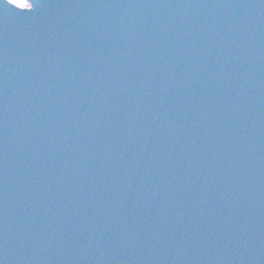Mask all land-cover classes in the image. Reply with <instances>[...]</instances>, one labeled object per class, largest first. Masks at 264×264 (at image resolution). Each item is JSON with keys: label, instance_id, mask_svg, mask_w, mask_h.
<instances>
[{"label": "water", "instance_id": "1", "mask_svg": "<svg viewBox=\"0 0 264 264\" xmlns=\"http://www.w3.org/2000/svg\"><path fill=\"white\" fill-rule=\"evenodd\" d=\"M0 0V264H264V0Z\"/></svg>", "mask_w": 264, "mask_h": 264}, {"label": "rangeland", "instance_id": "2", "mask_svg": "<svg viewBox=\"0 0 264 264\" xmlns=\"http://www.w3.org/2000/svg\"><path fill=\"white\" fill-rule=\"evenodd\" d=\"M8 1L20 8L27 6V0H8Z\"/></svg>", "mask_w": 264, "mask_h": 264}]
</instances>
